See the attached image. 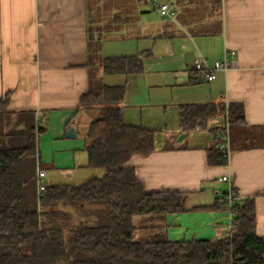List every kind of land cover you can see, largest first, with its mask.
Returning <instances> with one entry per match:
<instances>
[{"label": "crops", "instance_id": "crops-1", "mask_svg": "<svg viewBox=\"0 0 264 264\" xmlns=\"http://www.w3.org/2000/svg\"><path fill=\"white\" fill-rule=\"evenodd\" d=\"M154 1L0 0V99L8 98L12 112L33 111L36 124L42 120L37 158L45 184H80L93 176L86 135L100 115L88 114L96 104L81 105L95 88L91 56H139L142 72L107 75L126 83L124 122L155 132L153 153L127 166L148 191L187 193L188 208L213 206L226 188L220 179L230 176L242 203L254 200L264 238V0H156L171 5L174 19ZM201 59L210 68L224 60L230 67L208 82L194 69ZM199 103H241L246 124L230 129L222 114L207 129L183 133L180 105ZM72 125L77 137L68 138ZM220 130L230 135L228 162L211 165L208 149L220 140L212 131ZM230 221L226 209L171 214L166 235L221 239L232 233Z\"/></svg>", "mask_w": 264, "mask_h": 264}, {"label": "trees", "instance_id": "trees-1", "mask_svg": "<svg viewBox=\"0 0 264 264\" xmlns=\"http://www.w3.org/2000/svg\"><path fill=\"white\" fill-rule=\"evenodd\" d=\"M89 68L96 86L82 96L81 105L102 107L86 135L87 167L102 169L103 175L80 184H46L38 193L39 168L32 171L30 160L37 157V136L45 128L30 124L36 119L33 111L12 112L8 98L0 99V264H264L253 199L230 206L223 194L213 206L188 208L187 193L148 191L127 166L132 157L153 153L155 132L124 122L126 83L109 85L101 77L142 72V58L95 62L91 56ZM99 71L103 75L98 77ZM222 114L230 129L246 124L241 103L182 104L181 131L207 129L208 120ZM22 126L25 130L14 134L13 128ZM212 132L220 140L208 149L209 164H227L228 156L219 148L223 131ZM14 139L22 144L3 145ZM199 209L228 210L230 236L169 240L167 217Z\"/></svg>", "mask_w": 264, "mask_h": 264}, {"label": "built area", "instance_id": "built-area-1", "mask_svg": "<svg viewBox=\"0 0 264 264\" xmlns=\"http://www.w3.org/2000/svg\"><path fill=\"white\" fill-rule=\"evenodd\" d=\"M154 4L157 7V11L164 17L169 19H174L176 17V11L171 7L169 3H160L154 1ZM230 64L227 60L222 61L216 68H210L207 66L204 59L197 61L194 65V69L198 72H202L208 82L216 79L217 71L229 69ZM41 119H37V125L40 126ZM219 148L224 151L228 156V151L230 149V135L227 131L223 136V141L219 145ZM46 177V172L42 169H39L37 172V188L38 193H42L46 189V184L44 178ZM221 182L225 183L226 188L224 191L225 200L229 203L230 206L234 204H240L243 201V195L240 190L234 185L230 176L225 175L220 179ZM230 227L232 229V217L230 221Z\"/></svg>", "mask_w": 264, "mask_h": 264}, {"label": "rangeland", "instance_id": "rangeland-1", "mask_svg": "<svg viewBox=\"0 0 264 264\" xmlns=\"http://www.w3.org/2000/svg\"><path fill=\"white\" fill-rule=\"evenodd\" d=\"M102 82H104V83H106V84H109V85H113V84H115L116 83V81H113L112 80V76H107V77H105V79L102 81ZM96 86V85H95ZM94 107L95 108H90V109H94V111H92V110H90L89 108H87L88 110V114L90 115V116H95L94 114H96V112L97 111H95L96 109H100L101 110V107H102V105H99V104H96V105H94ZM97 107V108H96ZM99 117V116H98ZM97 117V118H98ZM41 123H42V120H41ZM40 123V126H43L42 124ZM30 124H35V126H36V119L34 120L33 118H32V120H31V122H30ZM25 128V126H22L21 128L20 127H14L13 129H15V133L14 134H19V133H17V132H19V130H25L24 129ZM44 128V127H43ZM43 132L44 131H42V132H40L39 134H38V141H39V136H42L43 135ZM22 133V132H21ZM42 134V135H41ZM21 139V138H20ZM20 139H14L13 141H10V143L8 142V141H4V146H8V145H10V146H15L14 145V142L16 143H20V144H22V140H20ZM12 140V139H11ZM3 141V139L0 141V143ZM30 164H31V169H32V171H36V169L38 170V164H37V157H34V158H32L31 160H30ZM88 171V170H87ZM90 171V170H89ZM91 171L93 172V176L95 175V176H102L103 175V170L102 169H91ZM90 177H91V175H90ZM81 178V177H80ZM77 179H79V178H77ZM45 181H47V179H44ZM77 182H81L80 180L79 181H77ZM36 184H37V182H36ZM73 184V183H72ZM77 184V183H76ZM153 224H155L154 222H152V223H150L149 225H153ZM137 234V233H136ZM136 239L137 240H142V239H140V237L138 238V236H136Z\"/></svg>", "mask_w": 264, "mask_h": 264}, {"label": "water", "instance_id": "water-1", "mask_svg": "<svg viewBox=\"0 0 264 264\" xmlns=\"http://www.w3.org/2000/svg\"><path fill=\"white\" fill-rule=\"evenodd\" d=\"M66 136H67L68 138H75V137H77L76 127H75V125H72V126L68 129V131H67V133H66ZM184 137H185V134L180 135L179 140L183 139Z\"/></svg>", "mask_w": 264, "mask_h": 264}]
</instances>
